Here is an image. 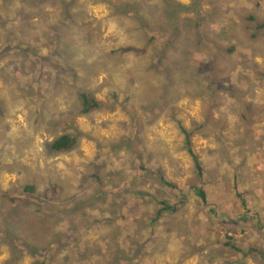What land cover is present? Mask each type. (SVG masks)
<instances>
[{
  "label": "rangeland",
  "instance_id": "obj_1",
  "mask_svg": "<svg viewBox=\"0 0 264 264\" xmlns=\"http://www.w3.org/2000/svg\"><path fill=\"white\" fill-rule=\"evenodd\" d=\"M121 1L0 0V264H264V0Z\"/></svg>",
  "mask_w": 264,
  "mask_h": 264
},
{
  "label": "trees",
  "instance_id": "obj_2",
  "mask_svg": "<svg viewBox=\"0 0 264 264\" xmlns=\"http://www.w3.org/2000/svg\"><path fill=\"white\" fill-rule=\"evenodd\" d=\"M10 1V0H1L2 4ZM52 0H19V2L21 4H23L24 8H26L27 6H31V7H35L38 8L41 5L47 3V2H51ZM104 2H109V3H113V9L116 12V9L118 11H125L130 13L131 15L134 14V7L133 5H129L127 3L122 2L121 0H103ZM172 3H176V1L174 0H169ZM183 6V5H182ZM22 11H24V9H21ZM25 12V11H24ZM25 16L21 15V11L20 14H18V21L19 20H23ZM257 28L259 29H264V22H261L259 24H257ZM155 37L151 36L150 41H154ZM8 45V44H6ZM8 47V46H7ZM8 49H10V47H8ZM57 55V52L55 53ZM50 57V55H49ZM51 57L54 58L53 55H51ZM81 98V103H82V113L83 114H87L97 108H99L101 106V103L93 96V94H91L90 92H83L80 95ZM180 129L183 132L184 136H185V145L187 147V150L190 154V156L193 158L194 163H195V167H196V179L199 180V182L202 184V186L197 187V186H191L189 190H186V188L184 186L181 185H177L174 182L168 180L166 178V176L160 171L157 170V175L159 177L160 182L165 185L166 187L170 188L173 191H177V197L180 199L178 201H184L187 198V195L189 193H196L201 201L202 204L204 205H209V198H208V193L205 189L204 183H205V176H204V169L203 166L200 162V158L198 155H196L193 151L192 148V141L191 138L193 136V132L189 131L188 129H186L185 127L180 125ZM78 141H79V135L77 136L76 134H70V133H64L58 137H56L51 143H50V149L58 152V153H64V152H71L73 151L77 145H78ZM142 169L143 166H141ZM145 192H143L144 194ZM35 187L32 185H26L22 192H14L12 194L6 193V195H8V197L13 201V202H22L24 203L25 201H32V199L35 197ZM56 195L57 194V187H54L52 190H47L44 194L45 197H47V199H49L51 197V195ZM238 196L240 198H243V194L242 193H238ZM244 200V198H243ZM159 205L157 211H156V216L154 218L155 221L159 220L162 215L167 212V211H177L178 210V204L177 205H170L167 201L161 200L158 201L157 203ZM245 205V203H244ZM257 219H259V216L256 217ZM243 219V221H247V218L245 216H241V218H239L238 220H233L232 223L235 226H238V223L240 222V220ZM9 236V235H8ZM13 235H11L12 237ZM228 239H230V241H232V237L230 236ZM230 244V243H229ZM25 249H27V246H24ZM236 247V246H235ZM16 253H19L15 247V249L12 250V255L15 256ZM36 264H40V263H36Z\"/></svg>",
  "mask_w": 264,
  "mask_h": 264
}]
</instances>
